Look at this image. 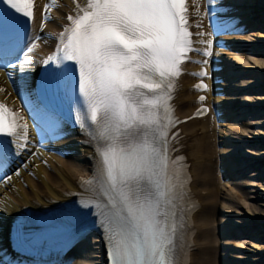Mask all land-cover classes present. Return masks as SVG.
Returning a JSON list of instances; mask_svg holds the SVG:
<instances>
[{"label":"snow or ice","instance_id":"obj_1","mask_svg":"<svg viewBox=\"0 0 264 264\" xmlns=\"http://www.w3.org/2000/svg\"><path fill=\"white\" fill-rule=\"evenodd\" d=\"M50 7L44 6L45 19ZM33 17L34 0H0V37ZM67 20L44 63L77 77L76 122L95 148L93 173L80 183L89 194L84 206L96 209L109 264H181L179 212L190 178L185 158L170 154L169 131L179 122L171 104L175 81L193 51L187 0H76ZM202 42L203 55L211 57L213 40ZM9 137L17 149L26 147L28 123L0 102V155L6 157L12 156Z\"/></svg>","mask_w":264,"mask_h":264},{"label":"bare ground","instance_id":"obj_2","mask_svg":"<svg viewBox=\"0 0 264 264\" xmlns=\"http://www.w3.org/2000/svg\"><path fill=\"white\" fill-rule=\"evenodd\" d=\"M207 1L208 0H199L197 4L194 0H190L189 6L187 7L189 8L188 11H190L188 18L191 22L192 20L196 22L197 8L206 4ZM243 1L244 4L238 7L240 11L244 13L245 19L249 21L253 28H257V31H259V29L264 30V25L262 24L264 22V0ZM250 35L251 37L247 38V40L251 46L248 48L256 53L255 57L258 55L264 57V49H262L264 47L261 45L264 41H255L254 38L257 36L255 33ZM192 36H194V34H192ZM258 36L260 39H264L262 33L258 34ZM35 53L36 51H33V59L35 58ZM234 56L235 55H231V57L226 58L224 65L232 71L238 68L239 73L247 75L250 78L248 82L251 84L256 83L258 78H260L262 84L258 81L253 89L247 91L253 94L259 93V91H261L260 89H264V79H262L263 76L261 74L258 75L257 70L260 69L264 72V59L255 58L253 61H249L245 59L244 56H240L239 58H235ZM25 61H28V63H25ZM22 62L25 67H27L29 63H31V58L27 57ZM187 64L188 63H185L184 67H186ZM238 65H241V68H239ZM185 70L180 78L181 91L175 92L178 95L175 97V101L178 104L177 115H180L181 118L189 117L192 114L193 110L196 108L195 99L197 97L195 92L190 89L195 82V79L189 72L191 66H187ZM8 72L10 73L12 71ZM17 74L20 77L23 75L22 72H16L15 75ZM3 76H5V73H0V77ZM25 78H27V76H25ZM232 80H235V78H232ZM19 83H22L21 79ZM228 94L231 95L232 92ZM262 99L264 100V96ZM222 100L226 101L227 98L224 97L220 99V101ZM230 100L231 99L225 102L227 107L232 106V102L235 99L232 101ZM237 106L242 110L241 113H239L240 110H237L238 112L236 113L240 114L239 119L242 121L241 125H223V127L227 128H223L225 130H221L222 132L216 135L217 129L211 128L212 126L207 119H196L182 125L180 127L182 128L180 135L177 134L172 138V140H177L180 137L182 146H185L184 153L188 158V162L185 161V166L186 169L191 172L193 179L189 186L198 194L202 203L201 209L194 217L197 222L195 225L197 235L191 264H254L256 261H262L264 264V244L248 242L246 239L252 235L254 239L264 241V210L262 209L264 208V202L261 203V210L257 209V205L259 204L258 200H261L260 195L264 193V184H262L264 181H261L262 183L260 184L256 182L250 183L248 182V178L245 180L244 177H239V181L235 182V177H233L237 174L244 173L245 163L247 162L244 160V156H242L241 149H248L247 152L249 154L252 153L250 151L254 150L255 146L251 143H246L247 138H250L248 135L252 133L256 134V128H252L251 126L257 125L260 122L257 118H253L255 120L246 123L245 119L249 116L253 117L255 111L252 110L251 105L248 104H237ZM227 114L230 115L229 113ZM171 134L174 135L175 130H173ZM227 137L230 141L226 140ZM217 138L223 141L220 142ZM183 140L185 141L183 142ZM224 141L226 142L224 143ZM220 143L223 144L222 148H219ZM238 143L239 145H244L245 148L240 146L237 147L236 144ZM261 144L264 147V141L261 142ZM232 146L235 148L233 149ZM25 148L27 152L30 153V156L29 158H23L20 163L27 164L29 161L32 163L39 162L36 160V155L31 154L35 149L32 139H28ZM262 154L264 155V152H262ZM78 158L84 159V166L74 167L71 163L63 159H58L56 163H51V170L39 166L35 172V179L26 176L25 182L27 187H24V185L22 186L20 183L17 184V187L14 189H12L13 184L2 189L3 191L0 192V221L5 222L6 211L17 213L24 207L36 208L40 207L39 204L46 205L47 202L67 199L66 196L76 190L77 175L80 173L86 175V173L89 174L91 171V165L88 159L90 160L92 158V151L82 150ZM216 158L221 160V163L225 164L226 168H223L224 176L227 174L229 176L227 180L226 177H222L221 173L214 167ZM232 158H234V161ZM226 161H228L227 163L230 164V166L226 164ZM261 168L263 169V173L259 179L262 180L263 178L264 180V164L261 165ZM252 176H255V174L253 173ZM231 182H235L234 185L238 188H253V190L249 191L251 194L250 197H248V199L250 198L252 200L253 206H247L248 203L238 200L240 195L230 186ZM255 187L258 190H256ZM201 192L206 193V196H202V194H200ZM254 193H257V195ZM205 204H209L210 208H207ZM217 229L220 231L224 230L223 241L221 240L222 237L220 238L218 236ZM212 230L216 231L217 235L213 234ZM243 236L246 237L244 243L239 241ZM98 247V245H95L93 252L89 253V257H91V259L94 257L98 262H101L102 258L99 256ZM255 253H260V256ZM75 264L88 263H83L82 261L81 263Z\"/></svg>","mask_w":264,"mask_h":264},{"label":"rangeland","instance_id":"obj_3","mask_svg":"<svg viewBox=\"0 0 264 264\" xmlns=\"http://www.w3.org/2000/svg\"><path fill=\"white\" fill-rule=\"evenodd\" d=\"M262 202H264V201H262ZM263 210H264V208H262Z\"/></svg>","mask_w":264,"mask_h":264}]
</instances>
